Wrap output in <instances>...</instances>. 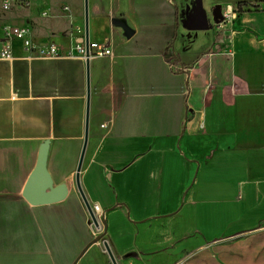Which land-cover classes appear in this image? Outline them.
I'll list each match as a JSON object with an SVG mask.
<instances>
[{
	"label": "crops",
	"instance_id": "1",
	"mask_svg": "<svg viewBox=\"0 0 264 264\" xmlns=\"http://www.w3.org/2000/svg\"><path fill=\"white\" fill-rule=\"evenodd\" d=\"M26 1L0 0V40L26 25L64 57L0 41L14 56L0 59V264H113L106 246L117 264H264V3L216 24L204 0ZM86 9L90 43L112 52L89 60L81 185L97 225L76 182L87 61L68 56ZM44 146L68 193L34 205Z\"/></svg>",
	"mask_w": 264,
	"mask_h": 264
},
{
	"label": "water",
	"instance_id": "2",
	"mask_svg": "<svg viewBox=\"0 0 264 264\" xmlns=\"http://www.w3.org/2000/svg\"><path fill=\"white\" fill-rule=\"evenodd\" d=\"M88 0H86L87 4ZM213 18L214 22L216 24H220L224 21V16L222 13L221 6H217L213 10ZM113 24L117 27H120L123 29L125 36L130 39L134 32L128 27L125 21L123 20H114ZM85 39H86V48H87V54H89V13L88 9H86L85 14ZM87 78H88V104H87V117H86V137H85V144L82 151V155L80 158L78 170H77V176H76V182L78 191L87 207V210L90 214L91 220L94 224L97 225V217L95 213L93 212L85 193L82 189L81 185V170L82 165L84 161V157L87 150V144H88V132H89V113H90V75H89V61H87ZM47 152H48V146H44L41 150V154L39 157V161L37 164V167L33 174L31 175L26 189H25V198L34 205H42V204H51L56 203L59 201H62L66 198L68 190L66 186H60L57 188H54L53 181L51 177L48 174L47 171ZM107 253L112 261L113 264H117L110 248L106 246Z\"/></svg>",
	"mask_w": 264,
	"mask_h": 264
},
{
	"label": "built area",
	"instance_id": "3",
	"mask_svg": "<svg viewBox=\"0 0 264 264\" xmlns=\"http://www.w3.org/2000/svg\"><path fill=\"white\" fill-rule=\"evenodd\" d=\"M19 5L22 8H29L30 3L26 0H1L2 9L4 11H9L13 5ZM67 11L70 10L68 6L65 7ZM230 10V11H229ZM235 10L227 9L225 15L230 17L234 14ZM46 15V14H45ZM80 37L78 38L75 52L68 54L69 57L79 58L84 61H89L93 58L103 59L110 57L112 55L111 49L102 44L90 43L89 45V54H87L85 32L84 30H78ZM4 38L0 40L1 42L7 43L11 41H16L21 43L23 49L28 53V58H38L45 60H55L63 58L64 55L60 51L59 47L52 42L45 44L35 43V40L32 36L31 29L26 25H5L3 27ZM0 59L11 61L14 59L13 54L9 50L0 51ZM173 65H171L172 67ZM179 71H186L183 68H179ZM178 71V72H179ZM93 212L95 215H99V207L93 206Z\"/></svg>",
	"mask_w": 264,
	"mask_h": 264
},
{
	"label": "rangeland",
	"instance_id": "4",
	"mask_svg": "<svg viewBox=\"0 0 264 264\" xmlns=\"http://www.w3.org/2000/svg\"><path fill=\"white\" fill-rule=\"evenodd\" d=\"M204 2L208 8L212 2H216L217 6L220 5L224 10L232 7L235 13H239L242 12L244 8L253 9L257 7L259 4L264 3V0H204L203 3ZM154 10L156 11L154 14L155 16L161 15V18H164L165 15H167V8L162 4H155ZM173 10L175 14V7H173Z\"/></svg>",
	"mask_w": 264,
	"mask_h": 264
},
{
	"label": "bare ground",
	"instance_id": "5",
	"mask_svg": "<svg viewBox=\"0 0 264 264\" xmlns=\"http://www.w3.org/2000/svg\"><path fill=\"white\" fill-rule=\"evenodd\" d=\"M231 9V8H230Z\"/></svg>",
	"mask_w": 264,
	"mask_h": 264
}]
</instances>
